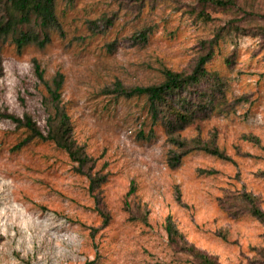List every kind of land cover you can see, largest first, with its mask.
I'll use <instances>...</instances> for the list:
<instances>
[{
  "label": "rangeland",
  "instance_id": "1",
  "mask_svg": "<svg viewBox=\"0 0 264 264\" xmlns=\"http://www.w3.org/2000/svg\"><path fill=\"white\" fill-rule=\"evenodd\" d=\"M122 1L58 0L62 35L54 32L42 48L1 47L0 111L27 113L45 128L53 109L44 103L46 87L32 60L45 80L61 72L60 105L73 137L92 159L91 173L104 180L90 189L75 162L50 141L31 140L16 148L23 128L0 117V264H195L169 244L167 216L188 242L220 264L246 263L264 246L261 222L248 214L233 217L219 203L247 191L264 210L261 37L236 34L220 41L205 64L226 77L229 101L238 96L246 101L179 132L213 138L229 159L193 150L170 167L167 157L174 146L164 127L151 121L145 97L114 96L104 89L116 81L156 83L164 69L189 68L199 42L212 37L230 14L209 9L211 19L202 21L178 6L192 0L145 2L139 13ZM101 17H110L109 26L102 27ZM146 27V40L134 38ZM229 52L234 60L226 65Z\"/></svg>",
  "mask_w": 264,
  "mask_h": 264
},
{
  "label": "trees",
  "instance_id": "2",
  "mask_svg": "<svg viewBox=\"0 0 264 264\" xmlns=\"http://www.w3.org/2000/svg\"><path fill=\"white\" fill-rule=\"evenodd\" d=\"M72 1L65 0L68 4ZM155 1L123 0L122 3L139 13L147 2L151 5ZM57 5L58 0H0V50L5 43L12 44L17 52L27 45L42 48L50 42L54 32L62 35ZM178 6H183L188 14H194L202 21L211 19L207 11L209 9L228 12L230 17L215 29L212 37L199 42L200 52L189 68L178 71L164 69L161 81L147 85L125 86L116 81L110 88H105L104 92L114 96L145 97L151 121L164 127L170 144L174 146L167 157L170 167L178 166L181 157L193 150H202L220 159H229L213 138L203 141L198 136L183 137L179 132L197 119L207 118L215 111L229 112L236 104L246 101L245 96L229 101L226 97V77L207 69L205 64L213 57L220 41L231 40L236 34L260 36L264 43V5L259 0H192ZM109 18L99 19L103 28L109 26ZM90 23L97 26V21ZM149 32L148 27L140 29L134 38L144 41ZM234 55V52H229L224 57L226 65L233 63ZM32 65L35 76L46 87L44 103L53 112L46 118V127L40 128L27 113L17 116L0 111V117L8 119L25 132L16 148L31 140L50 141L75 162V170L89 179V188H97L104 177L91 173L92 159L86 153L84 145L73 137L69 115L60 105L63 74L57 71L50 80H45L37 60L33 59ZM199 172L211 173L212 170L199 169ZM219 203L233 217L248 214L264 225V210L259 206L257 197L250 192L241 191L232 197L220 198ZM141 219L145 220L144 217ZM164 229L169 244L175 250L188 254L195 264H220L216 257L188 242L169 216L165 218ZM255 250V255L242 264H264V246L256 247ZM88 264L97 262L92 260Z\"/></svg>",
  "mask_w": 264,
  "mask_h": 264
}]
</instances>
